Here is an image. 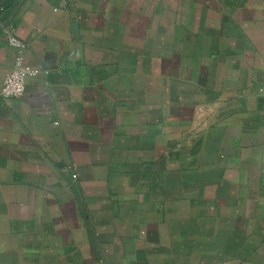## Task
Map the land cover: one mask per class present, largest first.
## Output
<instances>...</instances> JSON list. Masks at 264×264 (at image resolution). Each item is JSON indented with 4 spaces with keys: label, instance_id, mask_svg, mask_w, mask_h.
Segmentation results:
<instances>
[{
    "label": "crops",
    "instance_id": "0c3cea01",
    "mask_svg": "<svg viewBox=\"0 0 264 264\" xmlns=\"http://www.w3.org/2000/svg\"><path fill=\"white\" fill-rule=\"evenodd\" d=\"M8 28L0 264H264V0H0V87Z\"/></svg>",
    "mask_w": 264,
    "mask_h": 264
},
{
    "label": "built area",
    "instance_id": "2783aa9c",
    "mask_svg": "<svg viewBox=\"0 0 264 264\" xmlns=\"http://www.w3.org/2000/svg\"><path fill=\"white\" fill-rule=\"evenodd\" d=\"M6 40L9 47L15 50L12 71L5 76L0 87V98H19L24 94L26 78L39 74V69L30 66L25 61L27 45L9 30H6Z\"/></svg>",
    "mask_w": 264,
    "mask_h": 264
}]
</instances>
